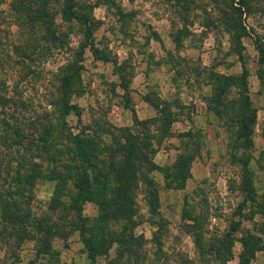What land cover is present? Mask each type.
Returning <instances> with one entry per match:
<instances>
[{
    "label": "rangeland",
    "instance_id": "1",
    "mask_svg": "<svg viewBox=\"0 0 264 264\" xmlns=\"http://www.w3.org/2000/svg\"><path fill=\"white\" fill-rule=\"evenodd\" d=\"M10 1L0 0V27L4 29L2 35L8 33V43L16 41L20 34ZM75 2L91 18L90 35H86L83 20L64 19L60 12L56 15V30L62 43L42 48L34 68H26L25 74L19 72L21 78L14 70L8 80L11 86L19 81L17 88L22 87L33 104L32 110L25 111L17 122L25 127L42 121L43 108L37 102L55 91L62 64L73 58L74 49L81 44H94L109 60L95 58L89 45L84 48L80 82L73 84L70 95L80 111L65 114L71 130L82 129L98 139L104 145L100 158H107L105 154L111 151L107 148L111 141L109 127L131 126L133 130L150 131L156 134L159 154L163 156H158V163L154 154H149L162 166L149 172L158 192V211L149 207L145 184L140 182L134 190V232L149 239L151 249L159 246L167 252L194 256L190 216L196 214L202 229L231 231V254L227 260L218 261L238 264L243 248L239 238L248 231L260 237L259 244H264V80L258 75V70H264V0H245V4L238 0ZM56 7L60 9V1ZM113 58L121 63L120 72L129 84L127 91L121 86ZM242 62L248 70V96L256 113L247 143L236 138L239 88L231 78H224L240 73ZM145 94L168 103L177 119L172 123V135L164 137L157 130L158 121L139 124L133 120L126 105L133 106L138 119L157 115L149 103L136 106ZM183 146L194 154L195 160L192 176L183 188L175 189L173 186L179 183L173 166ZM15 148L8 149L0 141L2 192L9 182L13 184L11 174L18 156ZM42 164L47 172L52 162L44 160ZM97 164L98 168L104 167L103 163ZM68 184L74 188L71 180ZM55 187L54 179L41 176L36 180L29 202L32 225L23 232L24 237L17 241L15 230L12 236L0 232V256L5 264H106L114 256L117 244H112L108 254H97L91 261L76 228V216L68 210L67 189L57 191L62 203L56 208L48 206ZM81 212L92 223L98 204L86 200ZM52 221L59 224L61 235L47 239L51 244L47 250L41 242L44 232L37 228ZM253 260L264 264V248L255 251Z\"/></svg>",
    "mask_w": 264,
    "mask_h": 264
},
{
    "label": "trees",
    "instance_id": "2",
    "mask_svg": "<svg viewBox=\"0 0 264 264\" xmlns=\"http://www.w3.org/2000/svg\"><path fill=\"white\" fill-rule=\"evenodd\" d=\"M58 1L61 3L60 9L56 7ZM238 1L245 4V0ZM10 9L20 34L16 41L8 43V33L2 35L4 29L0 27V141L5 143L8 149L17 147L14 152L18 156L11 174L13 184L9 182L8 187L3 192L0 191V232L12 236L15 230L17 241L24 237L23 232L32 225L29 202L34 196L33 188L36 180L43 176L56 180V189L48 204L50 208H56L64 201L56 195L57 191L67 189L70 197L68 210H72L76 216V228L81 233L87 256L91 261L97 254H108L113 243L117 244L115 254L106 264H214V261L219 264V261L227 260L233 243L231 231L219 233L208 228L202 229L200 217L196 214L190 216L193 222L190 232L196 246L194 256H186L179 251L167 252L159 246L151 249L150 240L134 232L137 212L134 190L140 182L146 186L150 209L153 212L158 211V192L152 176L149 175L154 169H162L149 155L154 154L159 146L156 134L133 130L131 126L109 127L111 141L107 148H111V151L105 154L107 158H100L104 145L101 146L98 139L90 137L82 129L76 132L71 130L65 114L69 111L79 114L80 111V107L71 102L70 95L73 92V84L80 82L84 48L89 45L95 58L109 60L100 54L99 48L94 44H81L74 49L73 58L62 64L55 91L49 92L43 100L37 102L43 108L40 116L42 121L36 122L38 125L31 124L32 122L25 127L19 125L17 119L24 117L25 111L32 110L33 104L24 94L22 87L17 88L19 81L11 86L8 80L13 77L15 71L18 78H21L19 72L25 74L26 68H34V61L40 57L42 48L50 49L51 45L58 47V44L62 43L56 30L55 18L59 12L64 19L83 20L87 25L86 35H90L92 22L89 16L77 8L75 0H11ZM237 53L241 57V48ZM111 60L122 88L127 91L129 84L120 72L121 63L115 58ZM247 72L242 62L240 73L224 76L226 80L231 78L239 88L241 100L236 112V138L241 139L243 143L249 141L256 119L255 109L250 105L248 96ZM258 75L264 80V70H258ZM143 98L156 107L157 115L138 119L133 106H129L133 120L139 124L158 121L159 127L156 129L164 137L167 136L173 121L168 103L155 100L147 94ZM35 109L34 107L33 111ZM154 141L157 145H154ZM193 159L194 154L187 151L178 155L173 169L179 184L174 186H184L185 179L190 175ZM44 160L52 162L47 172L43 171ZM98 162L103 163L104 167H96ZM70 180L74 188L68 186ZM86 200H94L98 204V214L92 218V223L81 212V204ZM35 223H38L37 219ZM114 223L118 226L114 227ZM58 228L56 221L38 226L37 230L44 232L41 242L45 249L51 248L47 239L52 235H61ZM209 231L211 234L207 235ZM259 239L260 237L250 231L239 238L243 248L238 264H256L253 260L255 251L264 248V244L258 243ZM5 263L0 256V264Z\"/></svg>",
    "mask_w": 264,
    "mask_h": 264
},
{
    "label": "crops",
    "instance_id": "3",
    "mask_svg": "<svg viewBox=\"0 0 264 264\" xmlns=\"http://www.w3.org/2000/svg\"><path fill=\"white\" fill-rule=\"evenodd\" d=\"M147 103H149L148 101H146L144 98H142V99H140L139 100V102L138 103H136V106H144L145 107V105L147 104ZM150 104V103H149ZM152 105V104H151ZM126 107H128V108H130L129 107V105H126ZM155 109H156V107H154ZM131 110V109H130ZM138 110L139 109H136V111L138 112ZM156 111H157V109H156ZM132 112V111H131ZM177 119H175V118H173V121H172V123L174 122V121H176ZM189 130V129H188ZM173 131H174V129L172 128V124H171V126H170V133L167 135V136H170V135H172L173 134ZM184 151H186V149H185V147L183 146L182 147V150H181V152L180 153H182V152H184ZM160 153V149H159V147L156 149V151L154 152V159L159 163V161L157 160L158 159V156L159 157H163L162 155H160L159 154ZM179 153V154H180ZM193 160H195V159H193ZM193 160H192V162H191V165H190V175L185 179V181H187V179L188 178H190L191 176H192V170H191V167H192V163H193ZM156 162V163H157ZM184 186H182V187H176V186H173V188H175V189H181V188H183Z\"/></svg>",
    "mask_w": 264,
    "mask_h": 264
}]
</instances>
